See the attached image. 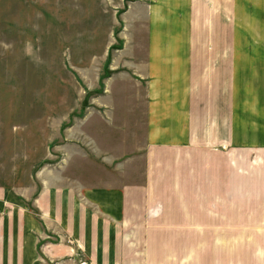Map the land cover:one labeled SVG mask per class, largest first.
<instances>
[{
	"label": "crops",
	"instance_id": "crops-1",
	"mask_svg": "<svg viewBox=\"0 0 264 264\" xmlns=\"http://www.w3.org/2000/svg\"><path fill=\"white\" fill-rule=\"evenodd\" d=\"M123 21L146 83L142 181L32 201L0 185V264H177L151 238L189 235L171 206L195 186L207 206L245 205L244 252L218 259L213 239L202 264H264V0H134ZM214 214L205 237L237 235Z\"/></svg>",
	"mask_w": 264,
	"mask_h": 264
},
{
	"label": "rangeland",
	"instance_id": "rangeland-1",
	"mask_svg": "<svg viewBox=\"0 0 264 264\" xmlns=\"http://www.w3.org/2000/svg\"><path fill=\"white\" fill-rule=\"evenodd\" d=\"M133 1L0 0V185L14 184L19 198L32 201L43 186L142 181L146 83L125 63ZM206 152L193 150L194 161ZM189 192L195 204L171 206L189 235L151 238L161 259L202 264L213 239L218 259L244 252L245 205L207 206L199 186ZM214 212L237 235L205 237L202 216L211 222Z\"/></svg>",
	"mask_w": 264,
	"mask_h": 264
}]
</instances>
